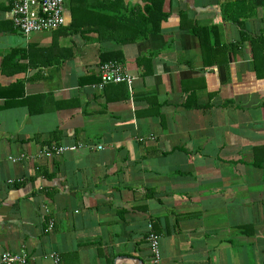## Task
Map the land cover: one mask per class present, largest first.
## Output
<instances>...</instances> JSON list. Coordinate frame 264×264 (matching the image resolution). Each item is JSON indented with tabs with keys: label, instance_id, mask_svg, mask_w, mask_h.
<instances>
[{
	"label": "crops",
	"instance_id": "obj_1",
	"mask_svg": "<svg viewBox=\"0 0 264 264\" xmlns=\"http://www.w3.org/2000/svg\"><path fill=\"white\" fill-rule=\"evenodd\" d=\"M11 1L0 255L155 264L151 224L157 264H264V0H161L158 30L125 42L151 0H65V23L30 35ZM116 51L131 87L96 88L101 54ZM53 143L80 146L48 156Z\"/></svg>",
	"mask_w": 264,
	"mask_h": 264
},
{
	"label": "built area",
	"instance_id": "obj_2",
	"mask_svg": "<svg viewBox=\"0 0 264 264\" xmlns=\"http://www.w3.org/2000/svg\"><path fill=\"white\" fill-rule=\"evenodd\" d=\"M65 0H12L11 18L13 25L24 35H30L33 32L52 31L58 29L65 23L64 16ZM99 82L95 84L96 88H102L105 84L125 83L129 88L132 85L134 76L129 73L123 63L115 60L100 61L98 63ZM80 145H52L46 152V155H57L64 151H71ZM102 146L99 145L98 148ZM24 155H20L19 158ZM12 161L16 158L11 157ZM54 223L50 219L45 231L52 229ZM151 251L152 262L157 264L160 261L159 236L152 230L151 224H148L146 236ZM51 264H61L59 254L52 251L49 254ZM27 253L24 250L17 252L4 251L0 255V264L25 263Z\"/></svg>",
	"mask_w": 264,
	"mask_h": 264
},
{
	"label": "trees",
	"instance_id": "obj_3",
	"mask_svg": "<svg viewBox=\"0 0 264 264\" xmlns=\"http://www.w3.org/2000/svg\"><path fill=\"white\" fill-rule=\"evenodd\" d=\"M162 5H161V0H151V2L146 6L144 13H142V18L135 20L134 22V26L135 28H139V35H134V36H130V37H126L123 38L121 42H125V41H131V40H135L138 38H144L147 36V34L149 32H153L155 30H158L159 28V23L163 20V18L165 17V14L162 12ZM115 53H117V56H112L111 53H103L101 54V61H108V60H115V61H119L121 62V54L119 51H116ZM114 53V54H115ZM58 143L53 145H57ZM22 182L21 181H17L16 183H14V185H20Z\"/></svg>",
	"mask_w": 264,
	"mask_h": 264
},
{
	"label": "water",
	"instance_id": "obj_4",
	"mask_svg": "<svg viewBox=\"0 0 264 264\" xmlns=\"http://www.w3.org/2000/svg\"><path fill=\"white\" fill-rule=\"evenodd\" d=\"M130 259H132L136 264L141 263L140 260H138V259H136L134 257H130Z\"/></svg>",
	"mask_w": 264,
	"mask_h": 264
}]
</instances>
